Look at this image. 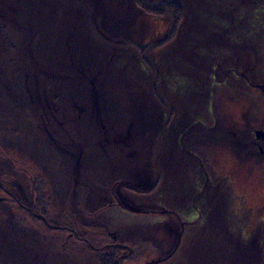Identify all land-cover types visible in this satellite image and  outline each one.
Here are the masks:
<instances>
[{"label":"rangeland","instance_id":"obj_1","mask_svg":"<svg viewBox=\"0 0 264 264\" xmlns=\"http://www.w3.org/2000/svg\"><path fill=\"white\" fill-rule=\"evenodd\" d=\"M174 1L183 19L163 45L171 17L146 15L133 0H0V69L19 71L17 83L9 79L0 89L17 87L23 95L27 86L19 104L37 102L43 99L42 70L61 72L47 83L55 93L65 88L69 126L82 133L77 148L120 155L130 168L126 176L119 173L122 163L115 158L98 174L85 168L78 187L76 171L68 168L65 187L50 188L57 207L66 201V219L51 217L53 228L33 223L28 234L20 227L9 236L1 221L0 264H90L71 253L79 240L91 247L107 242L104 230L118 238L96 249H124L117 264H238L227 250L240 242L255 244L247 258L264 264V0ZM82 82L97 91L100 103L104 97L112 102L99 111L104 124L118 122L119 131L131 125L128 146L113 136L108 144L100 132L86 143L95 129L85 119L92 115V97ZM2 99L14 102L11 95ZM77 115L84 117L78 122ZM19 139L17 163L26 166L24 142L31 138L24 133ZM90 151L84 148L86 161ZM90 175L106 179L107 189ZM122 178L128 182L119 185ZM133 226L141 232L156 226L151 235L166 240L161 248L120 242L119 230ZM138 231L127 234L141 236Z\"/></svg>","mask_w":264,"mask_h":264},{"label":"flooded vegetation","instance_id":"obj_2","mask_svg":"<svg viewBox=\"0 0 264 264\" xmlns=\"http://www.w3.org/2000/svg\"><path fill=\"white\" fill-rule=\"evenodd\" d=\"M3 63L4 62H2V64ZM229 70L233 71L232 69ZM18 72L17 68L11 69L9 65H5L3 68L1 67L0 83L3 84L9 79H13L14 82L17 83ZM42 72L43 80H45L43 93L41 95L43 99H39V101H37L38 103L34 100H29L30 104L28 101V105L31 106H29L30 108L28 109L25 108V104L20 105V101H18V97L28 95L29 90L27 86H25L26 92H24L23 95H19V89L17 87L11 90V87L7 86L6 91L0 89V189L2 192L6 193L16 205L23 207L35 219H39L48 227L53 228L48 225L50 224L49 218L56 217L58 220L66 219V201H60L57 207L56 203H54L55 201L53 199L51 200L50 188L53 186L63 187L62 184H64L65 187L68 168H71V171H76V179L74 181L76 183L75 186L78 187L80 186L79 182L84 181L85 168L87 172H90L92 175L98 174L100 170L104 171L106 169V164H112L113 167V159L110 153H108V157H105L104 152H95L93 148H77L79 144H82V133L74 132L72 126H69L73 117L67 116L66 104H64V100H62L64 98L63 89L65 88L64 86H60L59 89L57 88V90L60 91L55 93L56 90L51 89V85L47 83L50 81L51 76L61 75V72L51 69L50 66L44 68ZM25 81L27 84L26 77ZM37 82L39 81L37 80ZM9 95H11L14 102H7L6 99H2V96ZM90 97H92V105L95 104V107L96 104H98V106L100 105L96 90L94 91L91 89ZM92 105L91 107L93 108ZM84 110V107L80 106V112H84ZM94 111L96 115H91L90 118L92 119L95 131L87 136L86 143H88V145L93 144V142H95H92L94 135L100 132L101 136L104 137L103 139L107 141L108 144L111 142V139L117 140L119 137L120 139L118 140L122 141L123 146H128L131 125L129 124L125 130L119 131L118 128L120 124L118 122L109 120L110 117L106 116V119L109 121H105L106 124H104V120L99 116L98 110L96 109ZM107 111L108 108H106V112ZM77 117V121L79 122L81 116L77 115ZM115 132L117 133L114 134ZM24 133L31 138L30 141L25 140L24 142L25 147H28L25 154L27 155L26 161L29 163L28 165L26 164V166L17 163L20 159L18 154L20 150L18 143L20 140L19 136ZM115 135L118 137L115 138ZM112 136L114 138H111ZM258 137H260V133L256 131V138ZM84 148L91 149V151L86 154V159L89 157V159H87L88 161L84 159ZM259 150V155L264 159V149L260 147ZM67 158L70 159V161H68L70 165L67 163ZM129 171L130 168L125 171V176L128 175ZM89 177L92 178L91 175ZM119 182V185H124L128 181L126 182V179L122 178ZM11 188L14 190V193L9 190ZM116 191H118V189ZM106 199L110 200V196L106 197ZM113 201L114 197L110 202L112 203ZM74 204H76L75 201ZM168 212L170 211H164L163 213ZM175 215L178 217L177 213H175ZM77 218L80 221L84 219L81 214H78ZM85 221H93L98 224L97 221L92 219H86ZM167 223L165 225L168 227L169 223ZM98 225L104 226V224L100 223ZM57 227H60V225H57ZM169 230L170 232L174 231L172 227ZM108 235L112 237L115 243L118 238L117 232H109ZM162 244H160V246ZM121 256H124V254ZM119 259L120 256L117 261Z\"/></svg>","mask_w":264,"mask_h":264},{"label":"trees","instance_id":"obj_3","mask_svg":"<svg viewBox=\"0 0 264 264\" xmlns=\"http://www.w3.org/2000/svg\"><path fill=\"white\" fill-rule=\"evenodd\" d=\"M133 1H134V4L136 5V7L146 15L155 16V17H171L172 22H173L172 30H171L170 35L163 41V45H167L168 43H171L170 40L175 36L177 29L179 28V26L182 22V19H183L184 9H183L182 5L180 3H178L177 1H174V0H168V1L163 0L161 2H156V0H133ZM139 50L142 53V55H145V51H146L145 48H139ZM144 59L146 61L145 57H144ZM25 108L26 109L29 108L28 102L25 104ZM36 188H37V186H36ZM9 190H11L14 193V190L12 188ZM4 219H5V221H4ZM49 219L51 221H53L51 217ZM1 221L5 223V226H1V227L5 230H6V228H9L8 231L11 232V233H7L8 236L10 234H13V232L17 233L19 231L20 227L25 228V233L28 234L30 232L29 231L30 226L33 223L41 224L40 226H44L46 229H48L47 226L41 220L35 219L29 212L25 211L23 209V207L16 205L15 202L13 200H11L8 197V195L6 193L2 192V190L0 189V223H2ZM129 228H127V230H126V232H124V234L121 232V230H119V240H120V242L127 243V244L131 245L133 248H137L140 245L141 246L146 245V243H148V245L155 244L157 247L161 248L160 244H162V242L164 243L165 242L164 240H166L161 235L159 237L151 235L155 231L156 226L155 227L153 226V228L149 227L146 229L143 227L144 230L142 229V232L136 230L137 229L136 226L129 227ZM129 230H130L129 233H131L133 231H138L142 234H141V236H133V235L127 234V232ZM165 232H167V231H165ZM103 234H104V237L108 238V241L111 242V240L109 239V237L105 233V230H104ZM80 235L81 236L84 235L83 237H87L84 233L82 234L81 232H80ZM3 236L6 237V235H4V233L2 232V235L0 236V243L4 242ZM88 239L91 242L94 241L92 238L88 237ZM108 241L103 243V244H96V245H94L95 243L94 244L92 243L94 245V247H91L92 246L91 244H88L83 240H79V242H82V243L80 245H78L79 249H77V253L73 251L74 253L72 252L71 255L75 254L77 256H81V254H82L85 256L84 261L86 263H87V261L88 262L90 261V264H93V263H96V264H117V259L119 258V256L123 255L126 252L124 249L117 248V247L103 248L101 250L96 249L99 246L103 247L104 245H106L108 243ZM0 245H2V244H0ZM250 245L251 246H246V244L242 245L241 242L237 243L236 249L234 248L236 250V252L234 249H232L229 251L227 250V253H230L232 255V258H234V259L236 258L238 264H255L252 262V260L250 258H247V256L250 255L247 250H251L255 246V244H250ZM177 246H179V245L176 243V245L174 246V249H176ZM220 250H222V249H220ZM65 253L66 252H63L62 255L65 256ZM235 253H240V255L238 257H235ZM222 254L225 255V251ZM68 255H69V252L65 257H67ZM64 256H62L61 259H64ZM123 261L125 262L124 259H123ZM66 263H67V258H66ZM46 264H53V262L49 260ZM56 264H57V262H56Z\"/></svg>","mask_w":264,"mask_h":264},{"label":"bare ground","instance_id":"obj_4","mask_svg":"<svg viewBox=\"0 0 264 264\" xmlns=\"http://www.w3.org/2000/svg\"><path fill=\"white\" fill-rule=\"evenodd\" d=\"M18 63H19V61H17ZM20 65V64H19ZM81 84H83V82L81 83ZM88 87V89H90V91L89 92H91V87H90V85H89V83H87V82H85L83 85H80V87H81V89H84V87ZM111 86L113 87V84H111ZM111 86L109 87V85L107 86L108 88H110L111 89ZM97 88H99L100 89V86L99 85H97L96 86ZM98 89V90H99ZM99 91H101V89L99 90ZM103 91V90H102ZM106 91H107V89H106ZM111 91H113V88H112V90ZM97 92V91H96ZM104 95H105V93H104ZM101 102L102 103H100V105L98 106V104H96V107H95V104L94 105H92L93 106V108L92 109H94V110H98V112L99 111H101V108L103 107V109H104V111H105V109L106 108H108L110 105H112V102L110 103L109 102V100L107 99V98H105L104 97V99H101ZM98 106V107H97ZM91 109V111H90V113L94 116V115H96V112L94 111V110H92ZM90 116L91 115H86L85 116V119L86 118H88L90 121H92V119L90 118ZM82 117H84V116H82ZM82 117H81V119H82ZM92 125V124H91ZM110 133V132H109ZM117 132H115L114 134H116ZM115 138H117L118 136H114ZM102 138H104V137H102ZM118 139H120L119 137H118ZM116 140L117 142H118V144H119V142H121L120 140ZM27 148V150H28V147H26ZM107 152V151H106ZM119 152V154L121 153L120 151H118ZM120 156V155H119ZM119 156H118V158L117 157H114V156H112V159L113 158H115L114 160V162H121L122 164H120V165H118V167H120V170L119 171H121V172H119V173H122V171L123 172H125L126 170H128V164L127 163H125L124 162V160L123 159H121V158H119ZM90 180H93L92 178L90 179ZM106 180V179H105ZM105 180L103 179V178H100V179H94L93 181H94V183L95 184H97V186H101V187H104L105 189H107V187H108V184L105 182ZM116 190H117V188H116Z\"/></svg>","mask_w":264,"mask_h":264},{"label":"water","instance_id":"obj_5","mask_svg":"<svg viewBox=\"0 0 264 264\" xmlns=\"http://www.w3.org/2000/svg\"><path fill=\"white\" fill-rule=\"evenodd\" d=\"M48 225L52 227V225H50V224H48ZM121 247H126V248H128L129 252H132V250H131V248H130V247L123 246V245H121ZM119 261H120V259L118 260V262H119Z\"/></svg>","mask_w":264,"mask_h":264}]
</instances>
